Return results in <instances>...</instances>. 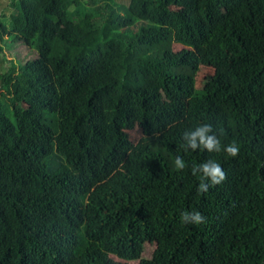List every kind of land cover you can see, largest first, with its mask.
<instances>
[{
    "label": "trees",
    "instance_id": "trees-1",
    "mask_svg": "<svg viewBox=\"0 0 264 264\" xmlns=\"http://www.w3.org/2000/svg\"><path fill=\"white\" fill-rule=\"evenodd\" d=\"M237 1L11 0L0 264H132L149 244L147 264H264V0L232 23ZM201 66L216 74L198 94ZM205 123L239 154L185 150ZM209 160L226 179L200 194L192 167Z\"/></svg>",
    "mask_w": 264,
    "mask_h": 264
},
{
    "label": "clouds",
    "instance_id": "clouds-1",
    "mask_svg": "<svg viewBox=\"0 0 264 264\" xmlns=\"http://www.w3.org/2000/svg\"><path fill=\"white\" fill-rule=\"evenodd\" d=\"M183 140L185 141V150L203 148L209 152H220L223 148V151L231 157H236L240 152V147L235 141L223 146L217 138L213 126L209 123L199 125L194 130L185 132ZM175 166L180 170L186 167L182 157L177 156L175 158ZM198 173L201 174V182L197 189L200 194L207 193L211 186L219 185L226 179V173L221 164L214 160L206 161L198 166L194 165L192 174L197 175ZM181 221L185 224L200 225L205 223V217L199 211H184L181 214Z\"/></svg>",
    "mask_w": 264,
    "mask_h": 264
},
{
    "label": "rangeland",
    "instance_id": "rangeland-1",
    "mask_svg": "<svg viewBox=\"0 0 264 264\" xmlns=\"http://www.w3.org/2000/svg\"><path fill=\"white\" fill-rule=\"evenodd\" d=\"M247 1V0H239L234 4V10L232 12H224L225 18L228 19V21L230 22H234L235 21V15L237 10L240 9V7L243 5V3ZM11 0H0V15L2 14V12H6V14L10 13V6ZM175 51H180L182 49L188 48L182 44H180L179 42H175L174 46H173ZM7 53V52H6ZM4 55L6 56V58L9 60L11 59V55L9 54H0V71H3L6 66H7V60L4 58ZM216 74L215 69L211 68V67H207V66H201L199 69V72L196 75V88L198 91V94H201L205 91L206 87H205V83H206V79L208 77H211L213 75ZM220 78L222 81H225V77L221 74ZM130 134V138L134 143H137L142 137H143V131L140 127H136L134 130L129 132ZM157 248L156 244H149L147 246L146 252L143 255V258L140 261L137 262H132V264H147L149 262V260L152 258L155 250ZM221 254V251L219 249L214 250V256L218 257ZM115 258V260L120 261L118 258Z\"/></svg>",
    "mask_w": 264,
    "mask_h": 264
}]
</instances>
